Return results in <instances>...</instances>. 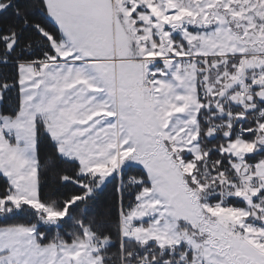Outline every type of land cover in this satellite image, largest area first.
<instances>
[{"label":"snow or ice","instance_id":"6c2138e0","mask_svg":"<svg viewBox=\"0 0 264 264\" xmlns=\"http://www.w3.org/2000/svg\"><path fill=\"white\" fill-rule=\"evenodd\" d=\"M0 264H264V0H0Z\"/></svg>","mask_w":264,"mask_h":264}]
</instances>
